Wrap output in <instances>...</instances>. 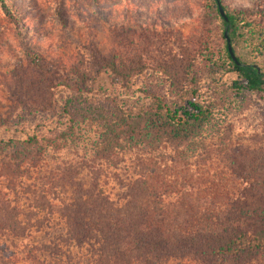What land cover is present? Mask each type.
I'll return each mask as SVG.
<instances>
[{"label":"rangeland","instance_id":"1","mask_svg":"<svg viewBox=\"0 0 264 264\" xmlns=\"http://www.w3.org/2000/svg\"><path fill=\"white\" fill-rule=\"evenodd\" d=\"M220 1L229 12L264 27V0ZM223 30L214 0H0V139H13L23 126L50 125L75 89L98 97L118 89L133 107L141 97L138 70L147 75L140 81L147 79L168 97L196 84L200 97L215 104L203 131L205 146L185 151L191 156L189 173L181 165L170 168L176 150L169 144L126 143L101 154V133L85 124L65 146L49 148L33 161L17 162L13 149L0 152L5 203L0 208L13 209L25 227H65L51 215L74 198L70 182L81 183L88 194L101 191L123 207L130 186L137 190L147 182V164L160 165L163 173L155 179H178L161 192L165 204L185 181L197 185L194 189L209 184V195L220 191L233 199L241 192L254 202L250 186L264 183V94L246 92L240 101L230 93L238 75L227 62ZM231 45L235 57L264 72V52L253 54L239 38ZM143 126L137 139L147 132ZM45 232L35 236L39 243L52 240Z\"/></svg>","mask_w":264,"mask_h":264},{"label":"trees","instance_id":"2","mask_svg":"<svg viewBox=\"0 0 264 264\" xmlns=\"http://www.w3.org/2000/svg\"><path fill=\"white\" fill-rule=\"evenodd\" d=\"M214 1L224 38L227 34L230 42L243 39L253 54H263L264 27L246 20L243 13L229 12L220 0ZM2 9L7 17L12 16L7 5ZM226 59L238 75L230 87L236 100L241 101L246 92L264 94L261 69L233 59L228 48ZM113 71L118 75L114 66ZM134 72L142 84L135 106L129 107L118 89L107 97L75 89L58 106L57 118L50 125L17 129L13 139H0V152L13 149L17 162L33 161L49 148L65 146L81 125L91 124L101 133L99 153L140 141L147 142V148L169 144L176 150L170 168L177 170L181 165L189 173L191 156L185 151L192 154L205 146L203 131L215 104L200 97L196 84L168 97L147 79L140 81L139 76H147L141 70ZM141 124L147 132L137 139L134 135ZM159 166L147 164V182L136 185L140 191L130 186L123 207L101 191L88 194L81 183L70 182L73 190L76 187L74 198L57 216L51 215L65 227H25L13 209L8 207L5 213L0 208V264H264V183L250 186L255 192L250 195L255 201L250 203L241 192L233 199L220 191L209 195L205 192L209 184L198 183L200 188L194 189L197 185L185 181L187 186L173 192L165 204L166 195L161 192L178 179L153 178L163 173ZM185 189L196 193H182ZM45 192L43 187L40 194ZM45 229V237L51 232L52 240L39 243L35 236Z\"/></svg>","mask_w":264,"mask_h":264},{"label":"water","instance_id":"3","mask_svg":"<svg viewBox=\"0 0 264 264\" xmlns=\"http://www.w3.org/2000/svg\"><path fill=\"white\" fill-rule=\"evenodd\" d=\"M219 10H220L221 15H224V12H223L222 8H220ZM225 38H226V41H227V48H228L229 54L231 55V57L233 59H236L235 54L233 52V48H232L231 42H230L229 37L227 36V34H225Z\"/></svg>","mask_w":264,"mask_h":264}]
</instances>
